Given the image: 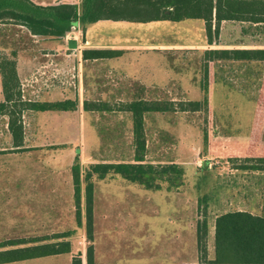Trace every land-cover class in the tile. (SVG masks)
<instances>
[{
    "label": "rangeland",
    "instance_id": "374dc122",
    "mask_svg": "<svg viewBox=\"0 0 264 264\" xmlns=\"http://www.w3.org/2000/svg\"><path fill=\"white\" fill-rule=\"evenodd\" d=\"M31 1L42 6L75 4L79 9L82 4V0ZM244 20L213 21L211 34L202 21L166 23L167 46H184L181 53H167L166 80L144 91L137 84L117 86L106 74L99 92L104 99L99 123L103 146L77 147L82 151L77 155L73 148L83 170L94 162H133V124L126 104L137 99L160 102L167 112L144 116L145 164L183 166L186 184L180 191H148L118 175L103 180L95 176L92 242L85 227L84 185L79 227L72 192L64 191L60 199L50 197V177L56 175L46 164L20 166L5 156L0 165V252L69 243V254L13 264H72L76 257L87 264L92 245L95 264H193L201 261L198 232L206 219L203 243L211 259L216 216L238 210L264 216V170L241 169L256 168L264 158V63L206 57L210 50L264 49V23L256 24L251 17ZM104 25V33L110 34L109 25ZM20 30L0 23V38L11 41ZM14 54L9 49L0 55V62L14 61ZM196 102L201 107L193 111L190 103ZM22 108L15 101L11 111L16 115ZM65 160L60 165L65 167ZM66 175L64 170L62 180ZM65 233L72 236L60 238Z\"/></svg>",
    "mask_w": 264,
    "mask_h": 264
},
{
    "label": "trees",
    "instance_id": "16d2710c",
    "mask_svg": "<svg viewBox=\"0 0 264 264\" xmlns=\"http://www.w3.org/2000/svg\"><path fill=\"white\" fill-rule=\"evenodd\" d=\"M255 16L257 17L256 19ZM251 21L264 23V1L240 0H82L80 9L75 4L42 6L31 0H0V23H11L26 27L34 36L62 39L77 23L83 28L104 21L146 24L167 22L171 24L185 21H202L211 34V23L223 21ZM260 17V18H259ZM259 18V19H258ZM98 58H112L113 51L95 52ZM15 56V54H14ZM206 57L210 61L263 62L264 49H224L210 50ZM15 58V57H14ZM0 74L5 102L0 103V115H10L9 129L15 144H20L23 128L19 116L10 109L20 87L16 72V61L0 62ZM205 104L207 100L204 101ZM37 112L75 111L77 104L71 101L50 104H27L24 106ZM193 111H198L200 102L190 103ZM134 123V164H92L82 170L79 159L72 168L74 199L77 209V223L82 225V190L85 195L86 230L90 241H94V177L99 180L114 174L137 184L148 191L178 192L186 184L185 168L177 164H145L146 140L144 136V116L147 113H164L168 107L160 102L136 101L128 106ZM186 111V110H183ZM250 161V160H247ZM255 167L243 170H264V158ZM204 229V230H203ZM199 229L198 241L201 247V261L193 264H264V217L248 212L235 211L218 215L215 221V257L210 259L203 241L208 234V222ZM62 234L60 238L71 237ZM23 243L16 244L22 245ZM14 246V245H11ZM71 252L69 243L45 244L29 248H19L0 252V264H13L47 257L61 256ZM87 264H95V249L90 246L86 253ZM72 264H83L80 257ZM192 264V263H191Z\"/></svg>",
    "mask_w": 264,
    "mask_h": 264
},
{
    "label": "crops",
    "instance_id": "0c3cea01",
    "mask_svg": "<svg viewBox=\"0 0 264 264\" xmlns=\"http://www.w3.org/2000/svg\"><path fill=\"white\" fill-rule=\"evenodd\" d=\"M166 23L135 24L104 21L86 28L77 23L62 39L34 36L26 27L18 26L21 30L11 41H4L0 38V55L9 53V49L15 53L16 72L20 84L18 95L10 103V109L15 101L23 105L20 115L17 114L23 128L20 144H15L9 129L10 115H0V123L2 122L0 125V165L5 160V156H11L20 166L23 163L46 164V169H50L52 174L56 175V178L55 176L50 177V197L60 199L64 191L68 194L72 192L74 196L72 176L74 164L72 165V161L75 163L79 157L74 159L73 148H76L75 155H77L82 154L77 147H82L84 150L90 144L99 148L103 146L102 130L99 127L101 117L103 119L104 115L103 110L100 109L103 107L104 99L99 97V92L103 89V77L106 74L109 75L117 86L137 84L144 91L150 90L151 87L155 88L164 79L166 80L167 53H181L184 47L181 43V45L174 43L167 46V37L164 32L169 27L165 25ZM104 24L109 25L110 34L104 33ZM137 31L141 34H133ZM71 41L76 42V49H70ZM100 51H113L117 54L112 58H98L95 52ZM68 101L77 104L75 111L37 112L24 107L27 104ZM136 101H143V99L133 100L126 105L129 106ZM4 102L5 95L0 74V103ZM127 114L131 115L134 138L133 115L128 111ZM64 160L65 167L62 166ZM134 163L133 159V162L96 164ZM64 170L67 175L66 179L62 180L61 173ZM30 183L25 182V185L29 186ZM48 184L46 182L44 186ZM21 195L20 190L16 192V196ZM238 211L251 213L244 210ZM251 214L264 217L261 214ZM217 217L211 225L214 237L211 259L215 257Z\"/></svg>",
    "mask_w": 264,
    "mask_h": 264
},
{
    "label": "water",
    "instance_id": "95a60500",
    "mask_svg": "<svg viewBox=\"0 0 264 264\" xmlns=\"http://www.w3.org/2000/svg\"><path fill=\"white\" fill-rule=\"evenodd\" d=\"M69 47H70V49H76L77 48L76 42L75 41H71L69 43Z\"/></svg>",
    "mask_w": 264,
    "mask_h": 264
}]
</instances>
